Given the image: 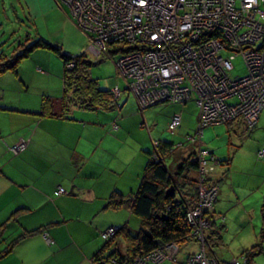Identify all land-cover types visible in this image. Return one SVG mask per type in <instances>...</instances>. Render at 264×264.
<instances>
[{
	"label": "crops",
	"instance_id": "0c3cea01",
	"mask_svg": "<svg viewBox=\"0 0 264 264\" xmlns=\"http://www.w3.org/2000/svg\"><path fill=\"white\" fill-rule=\"evenodd\" d=\"M13 1L24 8L22 12L32 22L35 35L59 44L67 53L95 56L87 45L84 47L86 36L63 4L56 0H11L16 19ZM0 4L4 6L5 1ZM31 54H35L33 59H43L39 71H59L51 56L53 52L36 49ZM39 64L32 63L38 67ZM18 83L23 88L15 97H10L6 104L3 97L0 99V224L19 209L14 219L8 221V232L17 234L25 229L42 228L20 240L10 253L0 258V264H93V255L105 242L100 231L111 225L126 224L131 230L139 227L140 221L128 206L114 209L107 206V201L113 192L127 197L136 190L152 138L141 129V123L137 127L128 125L126 117L135 113L129 106L125 109L126 100L106 111L75 106L65 111L55 103L60 102L62 90L61 94L40 93L39 98L34 97L32 103L22 106L18 101L27 103L29 89L22 79ZM42 95L52 99L53 112L57 114L36 113ZM123 95L126 93L121 98ZM114 119L118 124L115 129L111 127ZM182 121L181 115L180 126ZM256 122L260 126L250 133L238 121L225 123L227 152L201 142L220 160L212 174L219 183L214 210L224 215V224L218 231L221 243L224 236L232 233L238 240L244 229L251 233L239 240L241 252L257 244L259 231L262 227L264 230V155L257 157L256 153L264 146V105ZM150 134L153 135L152 130ZM22 139L24 148L13 152L11 146ZM59 186L66 192L55 193ZM192 242L196 240L191 238L177 244L168 252L167 260L173 257L174 261L179 258L183 261L196 250L188 249L195 247ZM261 243L264 254V232ZM210 253L220 259L213 249ZM232 257L226 262L230 263ZM257 262L264 264L261 259Z\"/></svg>",
	"mask_w": 264,
	"mask_h": 264
},
{
	"label": "built area",
	"instance_id": "2783aa9c",
	"mask_svg": "<svg viewBox=\"0 0 264 264\" xmlns=\"http://www.w3.org/2000/svg\"><path fill=\"white\" fill-rule=\"evenodd\" d=\"M65 5L76 26L89 38L87 49L106 52L110 43L127 42L136 50L115 59L119 73L140 107L163 100L186 101L193 98L199 108L196 134L204 125L226 122L241 115L253 126L264 105V0H56ZM224 49L229 54L223 55ZM239 54L246 66L243 76L231 77L232 59ZM115 94H119L115 87ZM237 96V101L227 100ZM176 114L168 124L179 123ZM25 141L11 146L13 152ZM199 171L212 164L202 158ZM264 154V147L258 155ZM216 189H217V185ZM211 187L200 185L198 197L187 212L192 231L203 232L192 212L212 207ZM59 186L55 193H64ZM217 190L214 191V199ZM212 198V200H211ZM207 204V205H206ZM206 205V207H205ZM197 208V209H195ZM208 222V220H207ZM116 232L115 226L100 231L104 240ZM188 256V264H215L202 247ZM164 249H155L137 264H162ZM236 263V262H235Z\"/></svg>",
	"mask_w": 264,
	"mask_h": 264
},
{
	"label": "trees",
	"instance_id": "16d2710c",
	"mask_svg": "<svg viewBox=\"0 0 264 264\" xmlns=\"http://www.w3.org/2000/svg\"><path fill=\"white\" fill-rule=\"evenodd\" d=\"M17 20L22 21L19 16ZM29 22L32 23L31 21ZM74 23L76 24L75 21ZM2 30L3 23L0 22V32H2ZM34 32L33 36H31V34L26 31L24 38L19 41L18 44L13 46L11 53H13V51L17 53L12 55L8 51L5 52L3 49H0V74L9 71L17 75L18 65L22 59L30 56L32 51L36 49H44L53 52L62 61L63 93L60 97V102L55 103L60 105V107H63L65 111H68V108L71 106L90 110H111L120 106L121 103L119 100L122 94L126 93V95H128L131 93L133 95L127 87V78H124L122 75L121 76L125 82V87L123 89L117 85L112 89L100 88L98 86L97 78L90 75L89 70L93 65V62L85 52L72 55L67 53L59 44L38 37ZM12 33L13 31H11L9 35ZM83 33L86 36L88 43L89 38H87L88 36L85 32ZM2 42H4V40ZM136 49L138 48L132 43L116 42L110 43L107 51L100 55L112 56L115 54L118 57L122 53L132 52ZM222 54H229V51L224 49ZM231 70L229 71V75ZM115 87L118 89L119 94H115L113 90ZM133 97L135 99L134 95ZM191 99L193 98L184 102L178 100H163L152 105L163 102L184 104ZM227 101L229 103L236 102L237 96H233ZM53 104L54 102L48 95H42L41 106L36 113L39 115L57 114L53 112ZM136 104L140 112L151 106L140 107L137 101ZM176 114L180 116L179 123L173 130H170L168 124ZM181 115V112H173L170 115L166 121L167 131L173 133L177 130L181 123ZM198 117L199 115L197 116L196 125H198ZM116 121V119L111 121V127L114 129L118 126ZM232 121H238L243 124L244 127H246V133L252 132L257 123L255 122L253 126L249 127L246 121L239 116ZM211 125L215 124L208 123L204 125L203 129ZM196 130L197 128L192 135H187V139L182 143L179 141L152 138V147L147 150L148 157L136 190L127 197L120 195L117 192H113L109 195L107 201V206L114 209L124 205L128 206L130 212L139 218V227L135 230H131L126 224L119 227L115 226L116 232L114 235L105 240L101 249L93 255V264H137V258L143 259L146 254H149L155 249H164L166 245L171 243L179 245L192 238L189 236L190 226L187 221V212L189 208L193 207L196 203L198 187L200 185L209 186L211 183L215 184L216 179L213 178L212 171L215 169L216 165L220 163V160L216 157L213 151L201 145L202 132L196 134ZM187 140L190 142L189 146L183 148V143ZM181 147L183 149H181ZM200 150L206 151V153L201 156L204 160L212 164L213 170L205 173L199 171L198 156L200 157ZM258 150L256 152L257 157H262L264 154L262 156L258 155ZM179 151L180 153L182 152L180 155H178ZM226 160V162H228L229 158ZM194 173L195 176H193ZM216 185L217 193L210 209V212L213 213H215L214 204L219 191V183L216 182ZM169 187L172 188V191L170 194H167ZM18 212L19 209L14 210L9 218L0 224V258L10 253L20 240L32 235L42 228V226H40L32 229H25L17 234H11V232L6 230L8 221L14 219ZM210 212L206 215L208 219L210 218ZM219 214V220H222L224 223V215L221 213ZM263 232L264 230L262 227L259 231V242L243 250L240 256L234 257L232 259L234 264H254V257L262 252L261 240ZM211 233L213 234L215 231ZM214 235V238H209V244L207 241L201 244L205 256L210 259L216 257L210 253L211 249L222 245L220 232H216ZM122 243L123 246L121 245ZM198 249H200V244L196 251ZM164 253L166 254V250H164ZM167 258L168 256L163 260L162 264H166ZM185 258H187V256ZM221 262L230 264L226 261ZM218 264L220 263L218 262Z\"/></svg>",
	"mask_w": 264,
	"mask_h": 264
},
{
	"label": "rangeland",
	"instance_id": "374dc122",
	"mask_svg": "<svg viewBox=\"0 0 264 264\" xmlns=\"http://www.w3.org/2000/svg\"><path fill=\"white\" fill-rule=\"evenodd\" d=\"M5 4L4 6L0 4V22L3 23V30L2 32H0V49H3L5 52H9L10 54H15L17 52L13 51V53H11V51L13 50V46H15L16 44H18L19 41H21L25 34L26 31H28L31 36H33V26L32 23H30L29 21H27L26 19V14H24L22 12V9L24 10V8L22 6H18L17 3H15V1H13V7L16 8L18 16L22 19V21H19L15 18V15L13 13V9L10 6V2L11 0H4ZM1 3V0H0ZM260 8L262 10H264V3H260ZM13 31V33L11 35H9V33ZM88 38V37H87ZM4 40V42H2ZM29 43V42H28ZM67 43V42H66ZM87 45V39L85 41L84 47L86 48ZM83 49V46H82ZM65 50V48H64ZM81 51V49H80ZM71 53V52H70ZM79 52H73L72 51V55L73 54H77ZM103 53V52H101ZM95 54V56H93L90 53L89 59L93 62V65L90 67V75L92 77L97 78L98 81V86L100 88H104L107 89L109 88V86H113L115 84H118V86L123 89L125 87V82L124 79L122 78L121 74L119 73L116 64H115V59L117 57V55L113 54L112 56H101L100 54ZM35 54H31L30 57H26L24 59L21 60V62L18 65V73L17 75L6 71L0 74V99L3 97L5 100L3 103H7V100L18 94L19 90H21V88H23L21 85H19V80L22 79L23 81V85L24 87H28V91L26 92L28 95V101L27 103L25 102H19L18 104L20 105H28L30 103H32V98H39L40 97V93H47L48 95H51V93H60L62 92L63 88H62V71H63V65H62V61L61 59L57 56L52 54V58L53 60H55L56 64L59 66V71H53L51 70L49 73H47L46 69L45 70H40V66H42L43 59L42 58H34L33 56ZM39 62V67L32 65V63L34 64V62ZM232 64H233V69L230 72V76L231 77H237V76H243L246 72V67L245 64L243 62V59L240 55H236L233 59H232ZM38 65V64H37ZM35 70H37V72H41V73H37L35 72ZM22 84V83H20ZM44 91V92H43ZM39 93V94H38ZM15 99V98H14ZM13 99V100H14ZM121 100V101H120ZM120 103L125 101V109L128 108V106L130 107V109L132 111H134V114H130L128 115V125L129 126H133V127H137L138 125H141V129L143 131H148V136L150 138L153 139H161V140H173L174 141H179L180 143H182L184 140H186L187 135H192L195 132V129L197 128V116H198V111L199 108L196 105L195 101H193V99L187 101L184 104L181 103H171V102H163V103H158L156 105H151L148 108H145L142 110V112H140L138 110L136 101L133 97V95L130 93L128 95H123L122 98H120ZM129 109V110H130ZM128 111V110H126ZM173 112H181L182 113V117H183V121L182 124L180 126V128H178L177 133H179L178 135H176V131L175 132H170L167 131L166 129V121L167 119L170 117V115ZM240 118H243L241 115H238ZM238 116L234 117V119H226L227 122L235 120ZM123 117L125 118V115L123 114ZM131 122H133V125H131ZM260 125L257 124V126H255V128L259 127ZM246 128V127H245ZM151 130L153 131V135L150 134ZM176 135V136H175ZM176 137V138H175ZM228 134H227V130H226V126L225 123H221V124H215V125H211L209 127H205L202 131V135H201V142L202 144L206 147H212V148H216V149H221L225 152H227V143H228ZM246 139L248 140L247 142H249L250 138L246 137ZM189 140L185 141L183 144V148H185V146H189L188 142ZM152 142L149 140V145L150 147H152ZM244 149L240 150L243 151ZM180 151L178 152V155H180ZM217 155V154H216ZM210 167V166H209ZM208 167V172L210 170H213L212 168ZM214 171V170H213ZM212 171V172H213ZM200 174V172H199ZM216 182L215 184L211 183L209 186L207 187H211L210 189L213 190L212 193V198L214 200V191H216ZM199 191V189H198ZM198 194V193H197ZM211 198V200H212ZM207 205V204H206ZM205 205V207H206ZM197 209V208H195ZM210 212V210H208V208L206 207V211L203 212H192V214H194V216L198 215L196 218V222L198 223V225H200L199 227L202 226L203 228V232H196L194 233L192 231V225L189 224L190 226V233L189 236L190 238H195L196 242H192L193 244H195V247H188V249H197L199 247V244L201 243V240L199 239L198 236L203 238V241L205 243V241H209V238L212 237L214 238L216 234V232H218L220 230V228L223 226V221L219 220V213H213L210 212V218L208 219L206 217V215ZM225 217H227V214L225 213ZM135 219H138V217H135ZM208 220V222H207ZM224 220V219H223ZM227 220V219H226ZM187 221L188 223L190 222L188 220L187 217ZM136 223L134 222V225ZM135 228L137 226H134ZM137 229V228H136ZM215 231V233H211ZM250 231L244 229L243 232H241V234H239V240L241 241V238L246 235L248 237H250ZM238 237L237 235L233 234L230 236H224L222 245L213 248V250L215 251V254L222 260H227L229 257L234 256V257H238L241 255V250H240V246L238 245ZM209 244V243H208ZM123 246V243L121 244ZM177 246L176 243H171L169 248L166 249V257L168 256V252L173 251L174 248ZM196 251V250H195ZM194 251V252H195ZM184 252V251H183ZM181 253V257L182 254L184 255V253ZM194 253H190L189 256H192V258H196L194 255ZM258 256V257H257ZM257 256L254 257V264H258L257 260L261 259L264 262V254L263 253H259L257 254ZM260 256V257H259ZM232 257V259L234 258ZM188 258V256H187ZM187 258H184L182 261V258L177 259L176 261L175 258L171 257V260H167L166 264H188ZM197 259V258H196ZM218 259L217 257H214V262L215 264H218V262L220 264H225L222 263L221 260ZM173 260V261H172ZM234 264V261L231 260L230 264ZM1 264H5V263H1ZM190 264V263H189Z\"/></svg>",
	"mask_w": 264,
	"mask_h": 264
},
{
	"label": "water",
	"instance_id": "95a60500",
	"mask_svg": "<svg viewBox=\"0 0 264 264\" xmlns=\"http://www.w3.org/2000/svg\"><path fill=\"white\" fill-rule=\"evenodd\" d=\"M171 191H172V188H171V187H169V188H168V190H167V194H170V193H171Z\"/></svg>",
	"mask_w": 264,
	"mask_h": 264
}]
</instances>
